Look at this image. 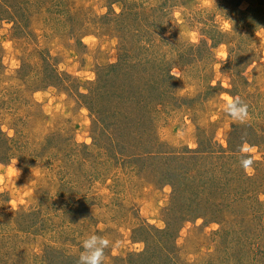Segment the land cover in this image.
<instances>
[{"label": "rangeland", "instance_id": "1", "mask_svg": "<svg viewBox=\"0 0 264 264\" xmlns=\"http://www.w3.org/2000/svg\"><path fill=\"white\" fill-rule=\"evenodd\" d=\"M51 1L0 20V264H77L92 233L104 264H264V137H236L264 132V0ZM123 81L145 98L120 150L89 106L121 110ZM231 89L258 104L242 120Z\"/></svg>", "mask_w": 264, "mask_h": 264}, {"label": "trees", "instance_id": "2", "mask_svg": "<svg viewBox=\"0 0 264 264\" xmlns=\"http://www.w3.org/2000/svg\"><path fill=\"white\" fill-rule=\"evenodd\" d=\"M33 0H0V20H11V21H17L19 23H21L23 26L29 21L30 18H28V9L29 4H34ZM60 1H51V0H46V2H44L43 4L37 3L34 6L38 7L39 9L42 8L44 10H46L47 12L50 10H53V8L58 7L59 6ZM32 6V7H34ZM136 9V8H135ZM139 9L140 6H139ZM261 12H263L262 14H259V18L261 19V25L264 28V8H260ZM54 11V10H53ZM250 11V14H252L254 12L253 6L250 8V10H248L246 13L248 14V12ZM129 12V11H128ZM127 12H124V14ZM134 14L136 13L133 12ZM120 17V16H118ZM120 20H122V18H120ZM258 20V19H257ZM122 22V21H121ZM221 43V42H220ZM239 48V47H238ZM240 50L236 51V53L239 54ZM231 55V53H230ZM154 59V58H153ZM155 60V59H154ZM47 64V61H46ZM251 64V62L249 63V65ZM49 66L52 68L53 70V78H60V74L57 72V69L55 67V65L52 63L50 64L49 62ZM130 65L126 64L125 62H119V63H112L107 65V67H105L103 69V72L101 71L99 73L100 77H102L106 84H108V82H110V80H112L109 77V74L113 75L114 78L117 77H123V78H131L130 76L126 75L127 72H130V70H132L134 68V65H132L129 68ZM103 74V76H102ZM116 80V79H115ZM244 80V79H243ZM50 82H48L49 85ZM119 83V82H118ZM47 86V84H46ZM155 84L151 85V88H155ZM227 91V90H226ZM231 93L232 96H234V98L236 99L237 97L240 99L241 96H239L237 93L228 91ZM82 93V92H80ZM114 94H115V99L117 98V101L115 103H120L123 102V106H121V110H115L114 108H111L110 110H107V108H105V106L101 103H93L90 102V106L89 109L91 110L95 120H96V125H101L103 127V129L105 130L110 129L112 130L114 133V135L117 137L116 140L114 141V148L120 147V150L123 149L125 147V144L127 143H131L128 142L132 139L131 136H127V133L129 132L127 125L129 124V126L131 127L133 124V120H134V116H133V112L136 109H140L142 106L143 107V103H144V98H145V93L144 90L136 85H134L133 83L128 84L126 81H123L119 84H117V87L114 90ZM144 97H143V96ZM83 96L85 97H91V99H93V93H87V94H83ZM255 96V94H254ZM120 100V101H119ZM241 100V99H240ZM261 102V99H259ZM119 101V102H118ZM264 101V99H263ZM242 102L247 106V112H249L250 110L253 109H257L258 104H255V100H242ZM260 110H258V115H256V117L259 120H262L263 124H264V118H261L262 116H264V102H261V105H259ZM156 111V110H155ZM145 118V116H144ZM146 119V118H145ZM259 127H262V124H258ZM255 128V127H253ZM130 129V128H129ZM127 130V132H125ZM111 131H109L110 133ZM250 132H252L254 135V137H249V135L247 136V134L242 135L239 133V137L241 143H250V144H254V143H258L259 141L256 140L258 138L264 137V132L263 131H256V129H250ZM4 137V132L1 130L0 131V164L2 163H6L8 162L11 158H13V146L8 144L6 142L5 139H3ZM256 138V139H254ZM9 139V138H7ZM230 153L231 154H227V158H229L228 155H236L240 153V150H231L230 147ZM118 154L114 155H110L111 159H116V157L118 159H123L125 157L124 154H122L119 150L117 152ZM194 154H191L187 159L188 161L191 160H195L197 157L195 154L196 152H193ZM153 154V153H152ZM222 157H224V154H221ZM226 155V154H225ZM132 156H136L134 154L130 155ZM129 156V157H130ZM156 156V155H153ZM165 154H161L160 153V157H164ZM181 158V157H180ZM109 160V159H108ZM111 160H109L110 162ZM174 205H179L177 204V202L175 200L172 201V206L174 207ZM182 206V204L180 205ZM185 211V210H184ZM179 212V211H177ZM191 212H193V210H191ZM187 212H184V214ZM182 217V216H181ZM150 228V226H148ZM151 228L153 229V227L151 226ZM151 231V230H150ZM157 232V234H160L161 232H165L163 229H158L156 228L155 230ZM159 242H161L160 240H158Z\"/></svg>", "mask_w": 264, "mask_h": 264}, {"label": "clouds", "instance_id": "3", "mask_svg": "<svg viewBox=\"0 0 264 264\" xmlns=\"http://www.w3.org/2000/svg\"><path fill=\"white\" fill-rule=\"evenodd\" d=\"M225 111L234 119L242 120L247 115V106L237 97L229 103ZM252 161L245 159L242 161L243 167L247 168ZM113 242L105 236L92 233L87 235L81 242L82 251L78 257L77 264H104L105 250Z\"/></svg>", "mask_w": 264, "mask_h": 264}]
</instances>
